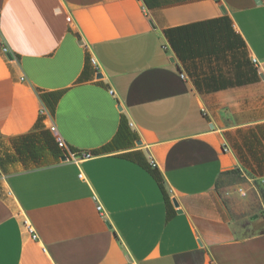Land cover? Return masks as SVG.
Instances as JSON below:
<instances>
[{
  "label": "crops",
  "instance_id": "1",
  "mask_svg": "<svg viewBox=\"0 0 264 264\" xmlns=\"http://www.w3.org/2000/svg\"><path fill=\"white\" fill-rule=\"evenodd\" d=\"M0 264H264V0H0Z\"/></svg>",
  "mask_w": 264,
  "mask_h": 264
},
{
  "label": "built area",
  "instance_id": "2",
  "mask_svg": "<svg viewBox=\"0 0 264 264\" xmlns=\"http://www.w3.org/2000/svg\"><path fill=\"white\" fill-rule=\"evenodd\" d=\"M215 1H220V0H215ZM3 52H4L5 55H8L9 53H11L8 47H4L3 48ZM91 62H92V64L95 67H99L98 61L95 58H93L91 60ZM22 80H24V78H22ZM51 131L56 135L57 145L59 146L60 149H62L65 152V157L67 158V161L75 160L77 162H80V161H82L84 159H88V158L92 157L91 153H89V152L74 153L73 151H71L69 149L68 145L66 144V142L64 141V139L59 135L58 129H57V127L55 125L51 126ZM153 166H155V164H153ZM240 193L243 196L246 195V193L243 192V190H240ZM97 208H98L99 211L102 210V206L101 205H99ZM28 229L32 232L31 226H28ZM34 238H37V236L34 235Z\"/></svg>",
  "mask_w": 264,
  "mask_h": 264
},
{
  "label": "water",
  "instance_id": "3",
  "mask_svg": "<svg viewBox=\"0 0 264 264\" xmlns=\"http://www.w3.org/2000/svg\"><path fill=\"white\" fill-rule=\"evenodd\" d=\"M8 58L10 59V60H12L13 59V55L11 54V53H9L8 55ZM99 78H102V75H99ZM67 160V158L65 157L64 158V161H66ZM173 204H174V206L176 207V208H179V203H178V201L176 200V199H173ZM180 213H181V211H179Z\"/></svg>",
  "mask_w": 264,
  "mask_h": 264
}]
</instances>
